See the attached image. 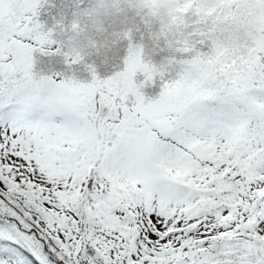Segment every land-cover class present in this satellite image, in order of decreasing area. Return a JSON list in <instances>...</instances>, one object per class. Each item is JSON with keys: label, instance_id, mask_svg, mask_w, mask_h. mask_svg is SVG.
<instances>
[{"label": "snow or ice", "instance_id": "snow-or-ice-1", "mask_svg": "<svg viewBox=\"0 0 264 264\" xmlns=\"http://www.w3.org/2000/svg\"><path fill=\"white\" fill-rule=\"evenodd\" d=\"M0 264H264V0H0Z\"/></svg>", "mask_w": 264, "mask_h": 264}]
</instances>
